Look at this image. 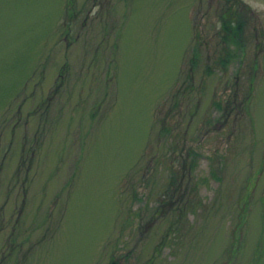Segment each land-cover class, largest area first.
<instances>
[{
  "label": "rangeland",
  "instance_id": "1",
  "mask_svg": "<svg viewBox=\"0 0 264 264\" xmlns=\"http://www.w3.org/2000/svg\"><path fill=\"white\" fill-rule=\"evenodd\" d=\"M240 1L241 50L224 0H0V264H264V0Z\"/></svg>",
  "mask_w": 264,
  "mask_h": 264
},
{
  "label": "trees",
  "instance_id": "2",
  "mask_svg": "<svg viewBox=\"0 0 264 264\" xmlns=\"http://www.w3.org/2000/svg\"><path fill=\"white\" fill-rule=\"evenodd\" d=\"M236 8L244 9V11L239 12L236 10ZM251 14H252L251 9L248 8L246 5H244L240 0H224V5L219 15L222 21V30L224 31L223 41L227 42L229 41L230 38H232L233 42H235L241 50L243 48V46L241 45V42H243V40L241 39L243 38L244 26L246 23V20H242V19H247V15H248V18H250ZM234 57H235V54H231V52L230 53L225 52V56L219 58L218 60H215V63L217 64V66H220L225 71L227 69L226 66L229 60H232ZM197 63H198L197 56L194 54L192 56V59L189 62V69H188L189 79H192ZM206 72L208 74H211L210 68H207ZM216 106L218 109L221 110L220 104H216ZM170 133H171V130L169 128H166L165 125L163 124V127L161 128V134H166L169 136ZM170 145L173 146L172 150L174 153L178 152L179 145L177 143L175 145L173 144H170ZM179 149L184 150L183 147ZM181 150L179 151V153H181ZM185 153H186V157H184ZM184 154H183L182 159H180V156L176 157L178 163L180 164V166L178 167L180 169L178 171L176 168L172 170L170 174L168 172L169 176L167 175L168 179H167V183L164 189V193L171 192L173 197L174 195L180 193L179 195H181L180 196L181 201L185 199V195H186V190L183 188V185L186 183L185 181H187L189 174L196 168L197 158H198V153L194 152L191 149H186ZM147 229H148V225L145 224L144 230H147ZM128 258H129L128 256L125 257V259H128ZM122 259L124 258L120 257V259L118 260L112 259L109 264H126V262H128V260H122Z\"/></svg>",
  "mask_w": 264,
  "mask_h": 264
}]
</instances>
